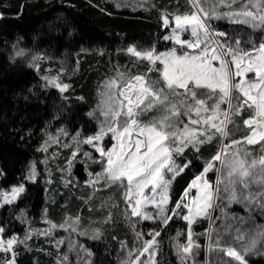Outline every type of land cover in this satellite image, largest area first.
Returning a JSON list of instances; mask_svg holds the SVG:
<instances>
[{"label": "trees", "instance_id": "obj_1", "mask_svg": "<svg viewBox=\"0 0 264 264\" xmlns=\"http://www.w3.org/2000/svg\"><path fill=\"white\" fill-rule=\"evenodd\" d=\"M162 10H167L171 20L172 13L190 10V2L0 0V191H9L21 183L26 189L16 201L0 204L4 236L16 235L19 239L14 246L16 264H128L136 255L135 249L142 247L144 239L151 238L137 233H148L158 226L156 220L129 216L115 185L103 187L104 181H100L94 189L85 183L89 172L101 170L102 162L85 157L81 145V151L73 158L76 145L72 137L78 131L82 138L96 130L97 117H90L89 113L95 109L97 93L105 79L116 76L117 71L159 76L155 70L148 72L146 60L125 49L155 45L158 51H165L174 46L173 40L164 37L171 34L175 23L171 20L166 27ZM211 25L226 31V38L233 43L240 38L243 47L264 41V30L258 28L223 18L213 19ZM182 38H189V34H182ZM16 45L26 52L25 56H13ZM43 59L52 61L54 68H46ZM45 76H58L70 87L61 92L50 84L45 86ZM251 114L252 110L245 107L235 117L239 130L229 125L236 138L247 134L243 120ZM58 129H65L69 139L58 137L59 143H52L50 136H56ZM46 140L49 146L45 152L41 145ZM219 141L216 137L200 145L198 151L189 145L182 153H174L177 162L191 160L192 164L173 180L170 208L203 171L206 161L219 148ZM244 146L242 142L241 147ZM247 147L253 149L249 159L259 155V145ZM215 163L219 165V161ZM33 165L37 176L30 180L27 177ZM206 178L214 187L217 170L209 169ZM191 194L195 195L196 189ZM178 211L181 214L172 215L168 225H159L158 264H182L176 242H187L189 222L183 218L187 209ZM109 212L111 218L105 221ZM69 215L81 217L80 231L56 227L47 232L51 227L49 220L59 225ZM226 224L232 225V235L236 228L255 232L264 227V209L257 204L247 206L243 200L229 202L222 192L208 215L192 222V239L198 254L183 264H191L192 259L196 264H216L218 254L209 252L208 237L215 236ZM95 228L100 229L98 234L93 232ZM85 230L87 235L82 234ZM129 250H133L131 258ZM6 257L10 258V253L0 251V264ZM145 258L146 253L141 259ZM227 259L225 256L224 261ZM246 259L249 264H264V246L258 243Z\"/></svg>", "mask_w": 264, "mask_h": 264}, {"label": "snow or ice", "instance_id": "obj_2", "mask_svg": "<svg viewBox=\"0 0 264 264\" xmlns=\"http://www.w3.org/2000/svg\"><path fill=\"white\" fill-rule=\"evenodd\" d=\"M189 2L190 10L171 14L175 26L164 39L173 40V47L158 51L155 45L144 48L132 45L125 49L134 57L146 60L148 72L155 70L159 76L117 71L116 76L105 82L96 109L89 113L95 116L99 111L102 119L97 117L98 130L82 138L78 131L72 137L76 145L73 158L81 151L82 143L100 153L99 157H93L84 151L89 160L102 162L99 172H89L86 184L95 189L104 181L103 187H120L129 216L158 222L148 233H137L151 238L144 239L142 247L135 249L136 255L128 264H158L159 225H168L172 215L181 214L178 210L182 208L188 209L183 218L189 222L187 242H176L182 264L198 254L192 239V222L196 217L207 216L222 192L229 202L243 200L247 206L257 204L264 209V41L243 47L240 38H235L233 43L226 38L229 35L226 31L211 25L213 19L223 18L264 30V0ZM162 11L164 25L168 27L170 15L167 10ZM184 33L189 34V38H182ZM22 54L23 50L17 52V55ZM44 79L45 86L54 84L61 92L70 87L60 82L58 76H45ZM245 107L252 110L243 120L248 132L236 138L229 125L239 130L235 117ZM144 113L154 114L149 119H141ZM58 132L68 134L65 129H58ZM105 137L114 142L105 143ZM216 137L220 138L219 148L170 208L172 182L192 164L191 160L177 162L174 153H182L189 145L198 151L200 145ZM50 141L59 143L57 136H50ZM242 142L244 147H241ZM247 145H259V155L249 159L253 149ZM48 146L46 140L41 148L46 152ZM68 165L70 171L71 160ZM213 168L217 170L214 187L206 178V173ZM36 176L33 165L27 179L35 180ZM192 189H196L195 195L191 194ZM25 190L21 183L13 185L10 191L0 192V204L16 201ZM148 205L155 206V214L147 209ZM111 215L109 212L105 221ZM48 223L51 227L47 232L56 227L80 231L81 217L69 215L59 225L51 220ZM4 232L0 226V251L10 253L3 264H16L14 246L19 242L18 236L5 237ZM93 232L98 234L100 229L95 228ZM232 233V225L226 224L215 236L210 235L209 252H217L216 264H249L246 256L256 250L258 243L264 246V227L255 232L236 228L234 235ZM82 234L87 235V230ZM145 253L147 258L141 259ZM128 256H133V250H129ZM225 256L229 258L227 261H224ZM67 259L65 255L64 260ZM191 264H196L194 259Z\"/></svg>", "mask_w": 264, "mask_h": 264}, {"label": "rangeland", "instance_id": "obj_3", "mask_svg": "<svg viewBox=\"0 0 264 264\" xmlns=\"http://www.w3.org/2000/svg\"><path fill=\"white\" fill-rule=\"evenodd\" d=\"M248 26V25H247ZM249 27H251V26H249ZM252 28V27H251ZM20 50H23L20 46H18V45H16L15 46V48H14V51H13V56H15V57H23V56H25L26 55V52L23 50V54L22 55H17V52L18 51H20ZM45 64H46V68H54V65H53V62L52 61H48V59L46 60V59H43L42 60ZM251 75V74H250ZM108 79H105L103 82H102V84L100 85V88H99V91H98V93H97V101H96V106H95V109H96V107H97V103H98V101H99V94H100V91L102 90V88H103V86H104V84H105V82L107 81ZM52 87H55L54 86V84H50ZM224 107H226V105H224ZM154 113H144L140 118H142V119H149L150 117H151V115H153ZM95 116L96 117H99V118H101L102 119V117H101V115H100V113H99V111H97L96 112V114H95ZM91 117V116H90ZM98 127H99V125H98V122H97V128H96V130L95 131H97L98 130ZM93 133V132H92ZM91 134V133H90ZM55 135L57 136V137H64V138H67V136H65V135H63V133H60V132H55ZM85 135H87V134H85ZM69 139V137L67 138V140ZM112 142H114V141H109L108 140V137H105V143H112ZM81 146H82V150H83V153H84V151H88V152H90L91 154H92V156L93 157H99V155H100V153L97 151V150H95V149H93L92 147H91V145H89V144H87V143H82L81 144ZM94 160V159H93ZM95 160H99V159H95ZM116 186V185H115ZM116 187H118V186H116ZM119 188V190H120V193H121V195H122V189L120 188V187H118ZM11 190V189H10ZM9 190V191H10ZM147 191V190H146ZM0 192H2V191H0ZM123 196V195H122ZM216 200V199H215ZM214 200V201H215ZM6 204V203H5ZM212 207H213V205H212ZM147 209L150 211V212H154V211H156V209H155V206L154 205H148L147 206ZM187 209V208H186ZM211 210V209H210ZM209 210V211H210ZM129 212H130V209H129ZM187 212H188V209H187ZM230 221H232V220H230ZM188 222V221H187ZM205 253V252H204ZM147 253H146V258H147ZM145 258V259H146Z\"/></svg>", "mask_w": 264, "mask_h": 264}]
</instances>
